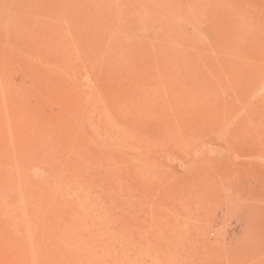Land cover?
I'll return each mask as SVG.
<instances>
[{
  "label": "rangeland",
  "instance_id": "1",
  "mask_svg": "<svg viewBox=\"0 0 264 264\" xmlns=\"http://www.w3.org/2000/svg\"><path fill=\"white\" fill-rule=\"evenodd\" d=\"M0 264H264V0H0Z\"/></svg>",
  "mask_w": 264,
  "mask_h": 264
},
{
  "label": "bare ground",
  "instance_id": "2",
  "mask_svg": "<svg viewBox=\"0 0 264 264\" xmlns=\"http://www.w3.org/2000/svg\"><path fill=\"white\" fill-rule=\"evenodd\" d=\"M56 188H58V187H56Z\"/></svg>",
  "mask_w": 264,
  "mask_h": 264
}]
</instances>
